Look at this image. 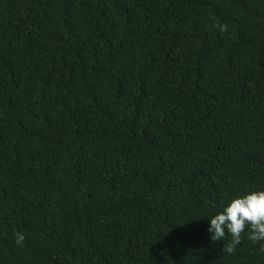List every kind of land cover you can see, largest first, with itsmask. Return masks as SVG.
Returning <instances> with one entry per match:
<instances>
[{"label": "trees", "instance_id": "16d2710c", "mask_svg": "<svg viewBox=\"0 0 264 264\" xmlns=\"http://www.w3.org/2000/svg\"><path fill=\"white\" fill-rule=\"evenodd\" d=\"M255 188L264 0H0V264H264Z\"/></svg>", "mask_w": 264, "mask_h": 264}, {"label": "clouds", "instance_id": "9594fccd", "mask_svg": "<svg viewBox=\"0 0 264 264\" xmlns=\"http://www.w3.org/2000/svg\"><path fill=\"white\" fill-rule=\"evenodd\" d=\"M221 31L225 25L220 24ZM207 231L211 241H224L226 233L230 242L222 245V250L231 254L245 233L252 242H264V188L248 189L229 197L211 217L207 218ZM15 242L21 244L24 235L15 234ZM264 251V243L260 245Z\"/></svg>", "mask_w": 264, "mask_h": 264}]
</instances>
